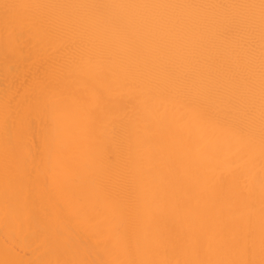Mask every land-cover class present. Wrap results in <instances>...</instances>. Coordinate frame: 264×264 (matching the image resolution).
Returning <instances> with one entry per match:
<instances>
[{
  "label": "bare ground",
  "instance_id": "bare-ground-1",
  "mask_svg": "<svg viewBox=\"0 0 264 264\" xmlns=\"http://www.w3.org/2000/svg\"><path fill=\"white\" fill-rule=\"evenodd\" d=\"M5 3L105 7L22 10L48 22L11 34L0 7V259H109L101 240L113 204L139 259L197 258L195 241L212 242L199 258L235 257L249 225L258 242L260 20L258 8L238 6L260 0ZM65 15L77 23L63 26ZM37 76L58 82L48 97L62 130L54 168L34 163L48 151L40 113L5 129V100L23 114ZM230 122L250 123L251 142ZM57 232L71 236V250Z\"/></svg>",
  "mask_w": 264,
  "mask_h": 264
},
{
  "label": "snow or ice",
  "instance_id": "snow-or-ice-1",
  "mask_svg": "<svg viewBox=\"0 0 264 264\" xmlns=\"http://www.w3.org/2000/svg\"><path fill=\"white\" fill-rule=\"evenodd\" d=\"M3 9L5 29L9 34L14 32L17 26H23L25 23L40 22L47 23L46 17H28L22 10H28L33 8L54 7V8H102V5H25V4H8L0 5ZM236 7V6H234ZM238 7L259 9L260 20V33H261V63H260V158H261V174H260V227L259 237L257 242V235L255 228L249 225L246 233V241L242 246L240 253L235 257L226 258H199L201 253L207 257L209 250L212 247V242H200L195 241L193 245V253L197 258L185 259V260H161V259H139L136 258L138 245L133 244L130 241L127 234V226L120 217L124 214L114 204L111 205L113 219H106L107 234L103 236L101 243L103 244L105 251L109 253V259L93 260L86 259H55V260H15V259H0V264H264V0H260L259 5H240ZM77 23L75 17L71 15H65L63 18V26L71 27ZM55 26V25H53ZM47 72L48 70L45 69ZM55 69H53V72ZM58 86V82H53L47 77L37 76L33 91L31 94L26 95L24 104L26 110L21 114L20 110L13 111L11 108L12 100L14 98L6 99L4 102V122L6 133L10 136V120L15 121L17 118H28L33 110L41 114L42 123L45 127V142L47 144V157L42 158L39 161H34L38 168L40 163L50 164L51 167H55L59 149H60V137L61 127L59 123L58 112L56 108L50 107L48 97L52 90ZM92 95H96V90L93 89ZM87 105V98H83L82 101ZM228 127L233 133L241 140L251 142L254 136V129L250 123H238L230 122ZM5 159L6 168L10 167L13 163V149L11 142L6 138L5 146ZM32 169L28 170V174L31 175ZM54 215L59 217L62 214L63 209L59 206H55ZM83 219L90 225H97L101 223L96 215L85 212ZM145 222L148 223L152 219V211L145 209L144 212ZM56 239L65 250H71L73 241L71 236H67L62 232L56 233ZM157 242L155 239L153 243ZM118 246L119 251L117 254H113V250ZM123 257V258H121Z\"/></svg>",
  "mask_w": 264,
  "mask_h": 264
}]
</instances>
